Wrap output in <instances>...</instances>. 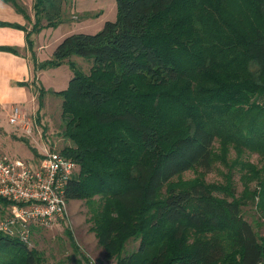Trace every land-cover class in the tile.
<instances>
[{
  "label": "trees",
  "instance_id": "16d2710c",
  "mask_svg": "<svg viewBox=\"0 0 264 264\" xmlns=\"http://www.w3.org/2000/svg\"><path fill=\"white\" fill-rule=\"evenodd\" d=\"M3 1L31 22L18 0ZM116 2L117 19L102 31L67 36L51 60H33L35 71L72 56L114 70L101 83L99 70L88 77L72 65L68 89L55 93L63 100V136L73 144L61 154L81 170L67 200L91 205V231L108 263L264 264V241L244 219L242 201L222 186L174 184L192 170L211 173L218 142L223 160L235 150L242 178L256 182L247 198L259 199L264 216V0ZM65 3L33 0L32 32L0 27L24 31L33 53L32 36L43 21L58 27ZM136 80L144 83L136 87ZM45 93L39 90V123ZM246 155H258L262 166ZM131 240L140 243L129 253ZM42 261L37 250L0 233V264Z\"/></svg>",
  "mask_w": 264,
  "mask_h": 264
},
{
  "label": "rangeland",
  "instance_id": "374dc122",
  "mask_svg": "<svg viewBox=\"0 0 264 264\" xmlns=\"http://www.w3.org/2000/svg\"><path fill=\"white\" fill-rule=\"evenodd\" d=\"M117 0H66L63 12L62 23L56 27H45L46 21L39 33L32 36L33 53H29L31 62L32 78L28 82V90L31 98L24 101L25 95L18 90L9 92L4 90V104L0 107V154L12 160H23L33 164L35 159L43 155L44 150L60 152L66 147L73 146L72 142L63 136L64 122L62 120V98L55 93L66 91L69 83L74 77V68L82 75L91 77L95 71L99 80L108 81L114 73L110 67L97 68L95 65L78 56H72L63 65L56 68H47L35 71L34 61L43 63L53 58L56 48L67 36L79 33L97 34L103 30L106 22H114L117 19ZM31 22L26 27L29 32L34 31L36 20L34 12L31 13ZM36 59V60H35ZM7 76V75H6ZM106 81V82H107ZM156 86L160 80L153 81ZM144 82L136 80L138 87ZM157 87V86H156ZM44 88L47 93L44 95V106L40 111V123L38 122L39 111V90ZM151 91V90H149ZM19 105L30 118L33 133L26 134L18 127L10 124L11 108ZM27 141V142H25ZM35 150L37 154L34 153ZM215 156L212 172L203 174L200 170L189 171L174 180L177 188H186L195 183H202L206 186H222L237 200L242 201V215L257 232L260 240L264 241V216L258 208V198L247 197L249 189H257L255 181L250 182L245 177L240 167L237 166V154L231 150L227 155V161L223 160L221 146L215 144ZM251 164L261 167L262 161L258 155H246L245 159ZM244 159V158H243ZM239 160H241L239 158ZM232 166V170L227 164ZM81 170L78 166L76 177H79ZM230 177V180L228 178ZM250 180V179H249ZM216 195L224 197L223 194ZM225 198V197H224ZM96 197L94 200H98ZM228 200L232 198L228 196ZM68 216L51 229H38L31 237L28 248L37 250L42 258V264H115L105 261V250L99 244L94 232L91 231V205L87 200L68 201ZM72 232L74 241L78 246L75 250L72 242L66 234ZM196 236L188 237L192 242ZM139 241H129L126 252H135L139 247ZM189 244V243H188ZM180 255V254H177Z\"/></svg>",
  "mask_w": 264,
  "mask_h": 264
},
{
  "label": "built area",
  "instance_id": "2783aa9c",
  "mask_svg": "<svg viewBox=\"0 0 264 264\" xmlns=\"http://www.w3.org/2000/svg\"><path fill=\"white\" fill-rule=\"evenodd\" d=\"M10 124L33 133L30 118L11 108ZM77 164L60 152L44 150L33 164L0 154V233L30 244L33 230L51 229L67 218V190Z\"/></svg>",
  "mask_w": 264,
  "mask_h": 264
},
{
  "label": "crops",
  "instance_id": "0c3cea01",
  "mask_svg": "<svg viewBox=\"0 0 264 264\" xmlns=\"http://www.w3.org/2000/svg\"><path fill=\"white\" fill-rule=\"evenodd\" d=\"M18 2L25 7L31 17L33 0H18ZM0 22L20 26H26L29 23L11 4H7L3 0H0ZM0 46L12 47L17 51L16 53L0 51V107H3L5 101L4 90L12 92L16 89L21 95H25L24 101H27L28 97L31 98L29 87L20 85V83L28 84L32 78L30 49L26 33L13 27H0Z\"/></svg>",
  "mask_w": 264,
  "mask_h": 264
}]
</instances>
